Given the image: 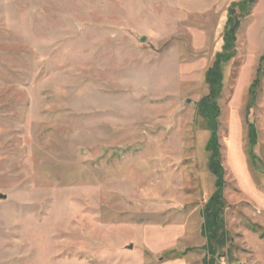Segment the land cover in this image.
<instances>
[{
	"label": "rangeland",
	"instance_id": "obj_1",
	"mask_svg": "<svg viewBox=\"0 0 264 264\" xmlns=\"http://www.w3.org/2000/svg\"><path fill=\"white\" fill-rule=\"evenodd\" d=\"M242 1L0 0V264H264V0L198 108Z\"/></svg>",
	"mask_w": 264,
	"mask_h": 264
},
{
	"label": "trees",
	"instance_id": "obj_2",
	"mask_svg": "<svg viewBox=\"0 0 264 264\" xmlns=\"http://www.w3.org/2000/svg\"><path fill=\"white\" fill-rule=\"evenodd\" d=\"M255 1L252 0H243L242 2L233 4L229 10V19L225 27L224 31V46L223 51L216 55L215 68L211 70L207 75V80L209 82L213 81L211 85V96L207 100H204L201 104L198 105L199 113L204 115L209 121L208 126H211L212 123L216 122L218 108L217 100L221 97L222 93V82H223V74L221 70V65L229 62L230 59H233L236 55L235 42H236V34H235V18L233 16L236 9H239L244 15L249 14V7ZM264 58V57H263ZM262 58V59H263ZM211 101V102H210ZM218 145V144H217ZM211 151V157L209 161V169L213 173V175L217 178L216 186L217 191L215 193L214 198L209 201L208 207L206 211H209L208 218L206 219L205 224L208 227H214L217 225V215L220 213V205H221V196L223 189V175L224 171L221 169V158L219 146L214 147ZM214 208V210H213ZM208 238L211 239L210 231H207ZM211 241V240H210Z\"/></svg>",
	"mask_w": 264,
	"mask_h": 264
},
{
	"label": "crops",
	"instance_id": "obj_3",
	"mask_svg": "<svg viewBox=\"0 0 264 264\" xmlns=\"http://www.w3.org/2000/svg\"><path fill=\"white\" fill-rule=\"evenodd\" d=\"M254 1H256V0H254ZM234 13H235V15H236V10H235ZM228 15H229V12H228ZM248 15H249V14H248ZM233 16H234V14H233ZM234 18H235V17H234ZM235 20H236V18H235ZM236 23H237V22H236ZM235 28H236V27H235Z\"/></svg>",
	"mask_w": 264,
	"mask_h": 264
}]
</instances>
